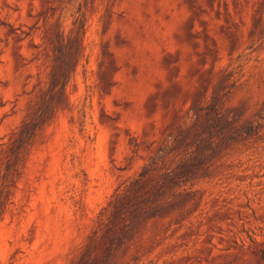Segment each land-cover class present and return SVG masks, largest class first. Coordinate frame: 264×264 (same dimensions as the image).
<instances>
[{
  "label": "rangeland",
  "instance_id": "374dc122",
  "mask_svg": "<svg viewBox=\"0 0 264 264\" xmlns=\"http://www.w3.org/2000/svg\"><path fill=\"white\" fill-rule=\"evenodd\" d=\"M0 264H264V0H0Z\"/></svg>",
  "mask_w": 264,
  "mask_h": 264
}]
</instances>
